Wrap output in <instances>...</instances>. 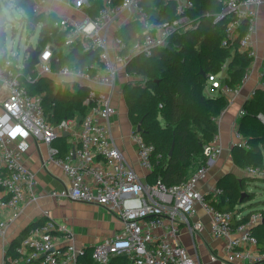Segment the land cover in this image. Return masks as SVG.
<instances>
[{"label": "built area", "instance_id": "built-area-1", "mask_svg": "<svg viewBox=\"0 0 264 264\" xmlns=\"http://www.w3.org/2000/svg\"><path fill=\"white\" fill-rule=\"evenodd\" d=\"M94 1L99 7L92 17L84 12L88 0H33L34 14H50L47 4L62 5L79 14L56 15L55 27L64 34V52L77 46L82 53L96 55L92 62L81 68L65 65L53 71L56 46L52 43H47L41 50L33 47L38 51V57L37 64L31 65L30 70L23 63V56L30 62V56L25 52L21 59L18 54L6 53V59L0 62V212L17 211L25 199L36 201L35 175L23 162L33 143L36 147H45L42 167L57 166L68 180L67 187L51 193L52 198L104 208L121 224L118 233L91 247L92 264H110L122 258L128 264H201L198 256L186 253L179 240L181 230H185L195 244L202 232L203 224L192 221L197 205L209 218L212 238L222 242L221 254H210L212 262L264 264V250H260L251 232L252 227L263 219L262 215L255 213L245 223L238 224L235 220H239L240 215L214 209L205 200L206 195L197 189L209 164L221 155L218 134L204 145L201 159L204 162H199L186 181L169 187L143 181V177L152 171L153 146L146 145L139 134L132 132L140 175L113 137L110 121L115 113L113 99L117 94L121 95L123 89L119 80L123 76L127 83L139 78L128 74V63L135 56L151 57L155 50L168 46L169 38L193 29L196 19L189 15L194 8L193 1L164 0L175 6V17L164 22L152 20L142 5L143 0ZM261 7H264V0H224L223 8L213 22L227 19L220 46L233 47L219 73L206 76V95H237L249 77L250 68L258 61L261 72L257 89L264 88V50L260 54L255 38ZM131 24L138 25L141 32H136L127 44L119 32ZM18 30L22 31L20 23ZM243 53L253 60L240 86L230 89L224 83L227 66L235 54ZM13 58L17 63H13ZM41 77L51 78L62 90L88 89L82 103L87 112L79 123L74 120H62L54 126L47 123L42 96L31 95L26 88V84H33ZM255 91L252 89L247 99H251ZM244 114L245 110L241 108L240 117ZM220 117L216 119L217 123ZM18 129L21 131L16 132ZM63 133L67 134L68 151L61 155L55 143ZM244 172L250 177L263 178L259 168L245 167ZM220 193L221 190L215 188L210 194ZM7 226L8 221L0 220L1 238ZM2 251L5 257V246ZM15 253L16 256L7 258L9 264H86L83 262L86 250L76 247L73 233L52 220L30 228Z\"/></svg>", "mask_w": 264, "mask_h": 264}, {"label": "trees", "instance_id": "trees-1", "mask_svg": "<svg viewBox=\"0 0 264 264\" xmlns=\"http://www.w3.org/2000/svg\"><path fill=\"white\" fill-rule=\"evenodd\" d=\"M192 1L194 8L189 15L196 19L193 29L185 34L172 36L168 40V46L155 50L151 57L135 56L127 65L128 74L139 76L138 79L127 82L122 91L127 116L133 133L139 134L146 145L154 148L151 157L152 171L147 176L148 184L159 182L169 187L186 181L201 161L204 145L218 134L216 119L229 105L225 95L208 96L204 87L206 76L219 73L233 47L220 46L227 19L213 22L222 10L224 0ZM33 4V0H6L3 3L4 7L11 6L10 11L22 10L19 23L28 37L39 26L37 50H41L47 43L56 46L53 52V71L65 65L81 68L96 58V55L82 53L77 46L64 52V34L55 27L56 14H34ZM88 4L84 11L94 17L99 3L88 0ZM142 5L153 21H170L175 17V6L171 2L143 0ZM3 14V7L0 6V16ZM14 31L16 30L13 29ZM136 32H141L138 25H126L119 36L130 44ZM4 39L2 37L0 40V62L7 57L1 50ZM22 59L26 69L30 70L32 66L29 59L25 56ZM252 60L246 53L235 54L227 66V79L224 82L230 89L240 86ZM12 61L17 63L16 58ZM26 88L31 95L42 96L43 114L50 125H57L62 120L79 123L87 112V107L82 105L88 92L86 87H76L74 92H70L55 87L50 78L41 77L33 84H26ZM242 108L245 114L238 120L237 131L244 138V145L234 146L231 158L238 168L254 167L263 171L261 158L264 125L258 115L264 116V88L256 89L255 95L247 99ZM138 127L139 132L136 131ZM65 140L63 137L59 138L61 155L68 151ZM171 149L172 153L169 155ZM244 177L246 178L237 179L233 174H226L217 186L221 190L220 195L205 196L208 205L216 210L238 215L247 211L239 220H235L238 224L245 223L255 213H260L264 218V202L254 201L253 194L245 195L250 183L260 178ZM47 221L49 219L43 217L41 221L26 227L19 238L6 248L3 264H9L8 257L16 256L15 248L30 228ZM251 232L257 239L260 250H264V225L256 224ZM89 251L91 250H86L83 259L86 264H92ZM110 264L128 263L122 258L113 260Z\"/></svg>", "mask_w": 264, "mask_h": 264}, {"label": "crops", "instance_id": "crops-1", "mask_svg": "<svg viewBox=\"0 0 264 264\" xmlns=\"http://www.w3.org/2000/svg\"><path fill=\"white\" fill-rule=\"evenodd\" d=\"M3 3H6V0ZM54 5L55 4H47L46 8L48 11H50V13L61 15L59 13L64 12V14L72 13L74 15H79L73 13L71 9L69 10L65 6ZM0 6L2 5L0 4ZM2 7L8 8L11 6L4 7L3 5ZM57 7L61 9L59 13L56 12L58 11ZM84 12L87 14L86 11ZM261 15H264V11L261 12ZM255 38L256 48L261 54L264 50L263 18H261L258 23ZM250 69L251 70L249 73V77L240 88L238 94L235 96L230 95L227 97L229 100V105L221 114L219 122L217 123L219 142L222 148V152L215 161L209 164L205 177L197 185V189L206 196L209 195L213 189L217 188L219 181L226 174H233L237 179L246 178L244 176H247L244 172V169L238 168L233 163L231 158V150L236 145H244V138L242 136H240V138L237 137V126L238 120L240 118L239 111L247 100L250 91L252 89L258 88L259 75L261 72V62L258 61L256 65ZM121 78L122 79L119 80V86L122 89L124 88L126 83H124L123 76ZM55 80L58 81L57 79ZM122 91L121 95L117 94V96L113 99L115 113L110 119L112 133L114 140L121 150L122 154L134 166L136 172L141 175V170L138 168L136 163L135 145L131 140L133 128L127 116V108ZM1 99L2 90L0 85V100ZM122 107L123 111H119ZM64 143L67 145L66 140ZM55 145L61 148L59 141L55 143ZM44 153V146L36 147L32 143L30 149L23 157L24 165L35 175L36 186L34 189V194L36 196V201L25 199V201L21 204L17 211L0 212V220L8 221V226L5 230V234L3 238L0 237V264H3L4 262L2 251L3 247L5 246L7 248L15 239L19 238V235L26 227L41 221L43 217L52 220L57 225L65 226L73 233L74 244L76 245V247L84 248L87 251L90 250L91 247L95 244L101 242L103 239L111 238L121 229L120 222L116 220L110 213H106V210L104 208H102L103 210H105L104 213L100 214L95 211L94 215H92V213H87V211H84L85 207L83 206L86 205L93 209H98L101 207L78 203L68 199L52 198L51 193L53 191H59L64 187H67L68 180L57 166L49 165L45 169L42 167V159H44ZM143 181L147 183V177H143ZM195 208L196 212L192 221H200L203 224V230L199 234V237L195 240V244H192V239L188 234L182 235V232L186 231L181 230L179 236L180 243H182L183 245L184 242H182V240L186 241L187 239L188 241L189 238L190 242L188 241L189 243L188 245H186V247L189 248V244H192L194 252H196L197 255H199V253H204L207 259L209 257V254L211 253L217 255L221 254L222 242L219 240H214L210 235L209 218L205 215L201 207L197 205L195 206ZM246 212H243L242 214H240V216H243ZM88 216H95L94 218H96V220H98L99 222H102V224L99 225L96 232L92 231L88 235H81L80 229L75 225H72L73 217L74 219H77V217L85 218ZM60 219H62L63 222H61ZM199 261L201 264H211L208 262V260L206 261V263H203L201 260Z\"/></svg>", "mask_w": 264, "mask_h": 264}, {"label": "rangeland", "instance_id": "rangeland-1", "mask_svg": "<svg viewBox=\"0 0 264 264\" xmlns=\"http://www.w3.org/2000/svg\"><path fill=\"white\" fill-rule=\"evenodd\" d=\"M3 2H5V0H0V4L3 6ZM57 6V5H54ZM56 12L59 13V11H61V9H59V7H57ZM64 11V10H63ZM264 11V7L260 8V16L261 18L264 19V15H261V12ZM59 14H64V12L59 13ZM4 15L6 20L5 22V35L3 37H5L4 40V44H1V50L3 53H7L10 55H16L18 54V58L21 59L25 49L28 46H32L35 47L36 43H37V35H38V31H39V27L35 29L34 34L30 35L29 37L26 35L25 31H20L18 30L19 28V19L21 17V12L19 10L16 9H12L11 12L8 9L4 8ZM13 29L16 30L13 32ZM2 39V38H1ZM119 111H123V107L119 110ZM260 122L264 125V116L262 117L261 115H258ZM261 161L264 165V149H262V158ZM263 178L260 179H255L256 182H254V184L250 183V185L248 186V188L245 190V195L248 194H253L254 196V201H263L264 202V170H263V174H262ZM256 178V177H255ZM85 207L84 211H87V213H92V215H94L95 211H97V213H104L105 210H103L102 208H98V209H93L89 206H83ZM106 213H108L107 211H105ZM95 216H88V217H77V219H74L73 217V224L75 225L77 228L80 229V234L81 235H88L90 234L92 231L96 232L97 228L99 227V225L102 224V222H99L98 220H96V218H94ZM61 222L62 219H60ZM184 234H188V232H182V235ZM189 235V234H188ZM187 237V236H186ZM190 237V236H189ZM188 241L190 242V239L188 238ZM187 239L186 241L182 240V243H180L182 245V247L185 249L186 253L190 256H195L197 255L196 252H194V248H193V243L189 244V248L186 247V245H188ZM192 242V240H191ZM217 255V254H214ZM220 255V254H219ZM217 255V256H219ZM198 258L200 256V259L203 263H206V261L208 260L209 263L211 264H217V262H212L210 260V254L209 257L207 259L206 255L204 253H199V255H197Z\"/></svg>", "mask_w": 264, "mask_h": 264}, {"label": "water", "instance_id": "water-1", "mask_svg": "<svg viewBox=\"0 0 264 264\" xmlns=\"http://www.w3.org/2000/svg\"><path fill=\"white\" fill-rule=\"evenodd\" d=\"M4 19H5L4 16L1 15V16H0V40H1V38L3 37L4 33H5V31H4V29H5V22H4ZM24 52L27 53V54L30 56V64H31L32 66L36 65V64H37L38 51H37L36 49H34V48L30 45V46H28V47L25 49ZM201 74L204 75V73H202V72H201ZM136 131H137V132L140 131L139 127L136 129ZM63 137H67V134H66V133H63ZM171 153H172V149L170 150L169 155H171ZM258 224H263V225H264V218H263V219L261 220V222L258 223Z\"/></svg>", "mask_w": 264, "mask_h": 264}, {"label": "snow or ice", "instance_id": "snow-or-ice-1", "mask_svg": "<svg viewBox=\"0 0 264 264\" xmlns=\"http://www.w3.org/2000/svg\"><path fill=\"white\" fill-rule=\"evenodd\" d=\"M20 131H21V130H19V129H18V130H16V132H20Z\"/></svg>", "mask_w": 264, "mask_h": 264}]
</instances>
